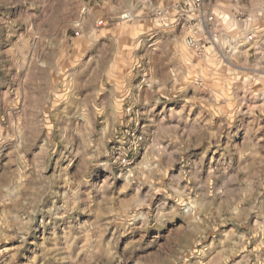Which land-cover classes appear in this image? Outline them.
Returning a JSON list of instances; mask_svg holds the SVG:
<instances>
[{
  "label": "rangeland",
  "instance_id": "rangeland-1",
  "mask_svg": "<svg viewBox=\"0 0 264 264\" xmlns=\"http://www.w3.org/2000/svg\"><path fill=\"white\" fill-rule=\"evenodd\" d=\"M203 4L0 0V264H264V0Z\"/></svg>",
  "mask_w": 264,
  "mask_h": 264
},
{
  "label": "built area",
  "instance_id": "built-area-1",
  "mask_svg": "<svg viewBox=\"0 0 264 264\" xmlns=\"http://www.w3.org/2000/svg\"><path fill=\"white\" fill-rule=\"evenodd\" d=\"M189 2H191V4L194 5V8L197 12H201L205 8L203 4V0H189ZM211 19H212L211 16L200 17L197 19V22L190 29L192 33H190V35L186 37V43L188 45H192V46L198 45L197 34L202 28L206 27V23L211 21ZM126 111L130 112V108H126ZM121 162L125 164L127 163V159L125 157H122Z\"/></svg>",
  "mask_w": 264,
  "mask_h": 264
},
{
  "label": "crops",
  "instance_id": "crops-1",
  "mask_svg": "<svg viewBox=\"0 0 264 264\" xmlns=\"http://www.w3.org/2000/svg\"><path fill=\"white\" fill-rule=\"evenodd\" d=\"M254 38H257L258 40H264V24H259L257 26V29H254ZM264 50V47H263Z\"/></svg>",
  "mask_w": 264,
  "mask_h": 264
}]
</instances>
